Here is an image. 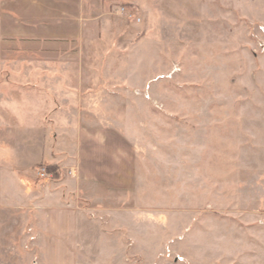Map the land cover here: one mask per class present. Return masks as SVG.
Instances as JSON below:
<instances>
[{
    "label": "rangeland",
    "instance_id": "1",
    "mask_svg": "<svg viewBox=\"0 0 264 264\" xmlns=\"http://www.w3.org/2000/svg\"><path fill=\"white\" fill-rule=\"evenodd\" d=\"M98 2L108 25L81 57L96 66L90 121L136 145L126 222L154 232V243L128 246L125 264H264V0Z\"/></svg>",
    "mask_w": 264,
    "mask_h": 264
},
{
    "label": "crops",
    "instance_id": "2",
    "mask_svg": "<svg viewBox=\"0 0 264 264\" xmlns=\"http://www.w3.org/2000/svg\"><path fill=\"white\" fill-rule=\"evenodd\" d=\"M98 1L0 0V144L7 135L12 156L0 164V264H125L128 246L154 243L153 230L135 235L126 222L136 145L90 121L96 66L81 57L83 41L108 25ZM22 118L36 121L26 129ZM36 132L33 143L22 137ZM40 165L58 177L38 180Z\"/></svg>",
    "mask_w": 264,
    "mask_h": 264
},
{
    "label": "built area",
    "instance_id": "3",
    "mask_svg": "<svg viewBox=\"0 0 264 264\" xmlns=\"http://www.w3.org/2000/svg\"><path fill=\"white\" fill-rule=\"evenodd\" d=\"M121 11L126 12V10L124 8ZM36 174H37L38 180H40V181H49V180H52L54 178L53 173L50 172L46 166H40L37 169Z\"/></svg>",
    "mask_w": 264,
    "mask_h": 264
},
{
    "label": "trees",
    "instance_id": "4",
    "mask_svg": "<svg viewBox=\"0 0 264 264\" xmlns=\"http://www.w3.org/2000/svg\"><path fill=\"white\" fill-rule=\"evenodd\" d=\"M48 170H49L50 172H55L56 169L50 167Z\"/></svg>",
    "mask_w": 264,
    "mask_h": 264
}]
</instances>
